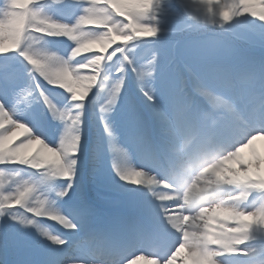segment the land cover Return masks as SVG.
Here are the masks:
<instances>
[{"label":"snow or ice","instance_id":"obj_1","mask_svg":"<svg viewBox=\"0 0 264 264\" xmlns=\"http://www.w3.org/2000/svg\"><path fill=\"white\" fill-rule=\"evenodd\" d=\"M257 141L264 0H0V264H264Z\"/></svg>","mask_w":264,"mask_h":264},{"label":"bare ground","instance_id":"obj_2","mask_svg":"<svg viewBox=\"0 0 264 264\" xmlns=\"http://www.w3.org/2000/svg\"><path fill=\"white\" fill-rule=\"evenodd\" d=\"M256 147L258 149H260L261 151H264V141H257L256 142ZM242 155L245 157V158H251V152L250 150H244L242 152ZM141 264H143V262H141Z\"/></svg>","mask_w":264,"mask_h":264}]
</instances>
